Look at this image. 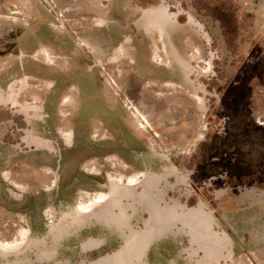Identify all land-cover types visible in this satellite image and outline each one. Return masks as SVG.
<instances>
[{
  "label": "rangeland",
  "instance_id": "rangeland-1",
  "mask_svg": "<svg viewBox=\"0 0 264 264\" xmlns=\"http://www.w3.org/2000/svg\"><path fill=\"white\" fill-rule=\"evenodd\" d=\"M178 5L211 24L212 19L224 14L227 21L232 1L0 0V72L6 68L0 73V85L8 89L11 80L23 75L38 78L46 85L42 93L24 90L15 106L0 102V246L23 243L28 233L31 238L45 237L50 242V228L64 224L68 220L66 215L74 209L82 210L97 202L100 194L107 193L110 181L129 182L131 173L144 171L149 174L148 180L144 177V210L138 209L132 217V227L141 229L142 219L152 217L151 230L159 233L160 228L168 226L171 231L158 240L159 246H151L149 263L145 257L151 238L145 234L144 254L138 262L130 248L125 250V244L110 254L115 258L113 264H210L211 258L212 264H252L250 256L236 249L227 232V258V250L220 251L218 244H214L212 231L222 229L208 203L219 193H260L259 201L246 200L245 204L242 194L239 203L234 195L232 201L236 205L231 206L230 202L220 210L237 227L246 223L250 230L264 235V151L258 147L253 131L258 114L246 102H238L240 97L236 93L239 80L234 35L238 19L231 22L229 17L226 39L213 43V50L219 49V53L209 75L202 72L206 68V54L195 61L186 60L197 76L192 75V108L181 109L174 105L193 97L181 81L178 82L188 95L178 91L167 95L166 90L175 89L172 85H164L166 90L149 86L158 81L180 80L179 73L166 66L174 64L166 61L168 55L166 58L158 50L163 61L154 57L158 30L167 31ZM124 6L137 14L120 12ZM145 17L150 19L151 33L143 27ZM99 26V30L95 28ZM147 37L152 45L144 40ZM123 46L132 53L125 62L118 61ZM45 48L55 59H42ZM180 75L184 78L183 71ZM199 84L206 93H219L220 101L201 103L206 93L199 89ZM254 86L264 87V79L251 80L249 90ZM15 90V94L20 93V89ZM254 92L256 98L261 97L257 90ZM245 99L248 101L247 96ZM162 100L167 103L161 105ZM68 102L73 108L66 111L72 115L68 126L73 139L66 142L60 127L65 123ZM258 103L256 100V106ZM35 104L39 106L40 118L15 125V119H25L20 110ZM167 104L161 109L165 117H160V108ZM259 106L264 108V102ZM251 107L254 108L252 104ZM30 132L48 139L51 147L32 146L27 141ZM243 151L248 157L237 158ZM165 167L169 171L165 172ZM79 173L94 176L96 187L101 188L83 187ZM257 177L262 182L252 185L250 181ZM142 178L141 174L134 183ZM199 204L213 217L212 223L196 214ZM105 231L101 225L82 234L72 235L69 230L46 264H76L88 257L81 247L88 236L116 238ZM251 245L264 248V240ZM162 251H168V256ZM106 252L110 249L99 255ZM27 256L34 258L33 253ZM96 261L90 264H98Z\"/></svg>",
  "mask_w": 264,
  "mask_h": 264
},
{
  "label": "flooded vegetation",
  "instance_id": "flooded-vegetation-1",
  "mask_svg": "<svg viewBox=\"0 0 264 264\" xmlns=\"http://www.w3.org/2000/svg\"><path fill=\"white\" fill-rule=\"evenodd\" d=\"M178 7H180V8L178 9V11L175 12L176 14H174L173 17L176 18V16L178 15L177 13H179V15H178L179 20L177 18V21L175 22V19L173 18L172 22L167 27H170L173 24L178 23L179 21L189 22L192 26H194V28L196 30V33L193 32V35L197 36V46L193 50V53L190 56H181L176 52L173 45L166 39V37H167L166 29H159L158 30L159 36H156L158 45L156 43L154 44V47H155L154 57H158L163 61V57H162L163 55L161 56L160 53L161 54L163 53L165 55L164 57H166V58L169 56L168 59H166V61L169 63L174 62V64H173V66H168L170 64H167L166 66L170 69L172 68V70H176L179 73V76H177L178 77L177 79H180V80H176V78H174L173 81L172 80L158 81L156 83H151L149 86L154 85V86L158 87L159 89H164L163 88L164 85H172V86H175V89H173V90L164 89V90L168 91L167 95H172V93H174L176 91H178L180 93H184L185 95H188L186 88L181 86L178 82V81H181V83L183 85L187 86L188 89L192 91L193 97L188 98V99L185 98V100H183V103L177 104L174 106L178 107V108L181 107V109L184 107L191 109L192 107H190L189 105L193 103V101H194L193 98L195 95V93H193V89L195 87L192 89V87L194 86V84L192 83V75L197 76V74L195 73L196 70H194V68L190 64L186 63V60H188L190 62V61H192L191 59H193V61H195L199 55L206 54V56H207V59H205V67L206 68L202 72L206 73V75H209V73H211L212 69H213V60L215 58V55L219 53L218 48H217L218 49L217 51L213 50V43L217 42L218 39H220V40L226 39L227 32H226L225 24H229L228 23L229 17H230L231 22L236 21V19H238L239 24H237V26H236V33L234 35L235 39H236V50H237L236 52L238 53V55H237L238 58L236 60V62L238 63L236 77L239 80V82H237V86H236L237 92L236 93H237L238 97H240V98L237 101L238 102L242 101L243 104L246 102L248 104L247 106H249V109L251 111H254L255 115L258 114V115H256L257 119L254 120L256 124H254V130L253 131L257 135L258 147L262 151H264V108L262 106L258 107V105L261 102H264V87H260V88L255 89V86H254L252 90H249L251 80H256V78L264 79V45H262V43H261L259 47L251 49L250 52L247 54V57H246L247 59L244 60V62L245 61L246 62L244 64H240L239 61L242 59V56H241L242 55V53H241L242 48L240 47V44L244 43V39L242 42V37H245V40H246L247 39L246 36H248V38H249V35L250 34L252 35V32L249 31V29H247V27L249 28V26L246 24L247 21H242L241 14L237 17V15H234V13H228L227 21H226V16L224 14V15H222L223 17H219L220 19L219 18L212 19L211 20L212 22L210 24V23H204L203 20H198L192 14V12L190 10L186 11L183 7H181V5H178ZM180 17H181V19H180ZM191 18L193 20H191ZM213 27L215 30L213 29ZM95 28L100 29V26L95 27ZM144 28H145L146 33H151L150 29H152V27L150 26V24H147L144 22ZM91 31H92V28H91ZM82 34L85 35V31ZM154 35H156V33ZM127 37H129V36H127ZM129 38H131V37H129ZM144 40H146L148 43L150 42V45H152L151 44V38L147 37V38H144ZM97 41H99V39ZM163 41H165V43ZM219 46H221L222 48H225V45L222 43H220ZM45 50H46V54H45V56H43L42 59L46 60L47 57L55 59V57L52 55L53 53L51 51L47 50L46 48H45ZM158 50L160 53L158 52ZM131 54L132 53L130 50H128V51L126 50V51L122 52V56L119 58L118 61L125 62L130 57ZM254 58H257V59L255 60ZM228 59H229V57H227V62H229ZM231 60L232 59H230V61ZM66 63H68V61H66ZM4 64H6V63H4ZM2 66H5V65H2ZM4 71H6L5 67L2 68L0 73H3ZM182 71L184 74V78H183V76L180 75L182 73ZM190 72H191V75L189 76ZM188 76H189V80H187ZM227 78H231V77L227 76ZM147 83H148V81H147ZM45 86H46L45 83H42L38 78H35V77H31L28 75L15 77L13 80H11L9 82L8 89H6L4 87V85H0V102H8V103L15 106L21 101V97L23 96L24 90L29 89L31 91L33 90V91H37L39 93H42V92H44ZM149 86H147V87H149ZM16 88L20 89V93L15 94V91H17V90H15ZM199 89L206 93V91L203 90V85L199 84ZM256 90L258 92V95H260L261 97L256 98L255 92L253 93V91H256ZM245 96H247L248 101L245 99ZM49 98H51V97H49ZM195 98H197V97L195 96ZM220 99L221 98H220L219 93L209 91L204 95L203 98L201 97V103L206 105L207 102L213 103L216 101H220ZM256 100L260 101V103H258L257 106H256ZM160 102H161V105L167 103L166 100H164V101L162 100ZM251 104L254 106V108H252V107L250 108ZM168 105L169 104L164 105L162 108H160V112L158 113V115L160 114L159 115L160 117H165V115L162 114L161 109L163 110ZM37 107H39V106H37V104H35L31 108L21 109L20 113L22 114V116L25 119L23 121H18L15 119L14 124L20 125V122H21L22 125H25L28 122H32L33 120H35V118L37 119V117H40L39 113H37V111L35 110ZM71 110H72V108L70 107V105L68 107H65V113L66 114L64 115V118H63L65 123H63V126L60 127V129H62L63 131H66V132H69L71 130L70 127L68 126V121L72 118V115L67 114V112H70ZM205 117H206V115H205ZM208 124H209V119H206V125H208ZM27 137H28L27 141H30L31 138L34 137V134L32 132H30V133H28ZM85 157L89 158L87 156H85ZM247 157H248L247 153L245 151H243V152H240L238 154L237 158L245 159ZM90 158H92V157H90ZM93 172L94 171H92V173ZM96 175H97V173L94 174V176H96ZM78 176L82 182L81 185L83 187L90 188L91 190L98 189V187L101 188L100 186L96 187L97 184H96V181L93 179L94 176H88V175L86 176L84 173H82V174L79 173ZM57 182H59V181L57 180ZM250 182H252V185H254V183L259 185L262 181H260L259 177H257L256 179L254 178ZM142 188H143V186H142ZM62 192H60L61 197H63ZM241 194H242V198L244 199L243 204H245L246 200L257 199L259 201L261 199L259 196L260 193H255V191H249V192H247V194L245 192L240 193L239 191H237L236 193H231V192L227 193L226 192L223 195H221V193H219V196L216 197L215 199H213V200L208 199V203L210 204L212 209H214V214L217 217V219L220 221L221 225L225 228V231L228 233V235L229 234L231 235V236L230 235L229 236L234 240V242L236 244V249L242 251L244 253L243 254L244 256H246V255L250 256V258L252 259V264H264V248L251 247L252 246L251 244L253 241L259 242L261 240H264V235L261 236V233L259 232V230H250L251 228L247 227L246 223L242 224V226H240V227H237L236 225L229 222V220L224 217L222 211L220 210V208L227 206L230 202H231L230 203L231 206L236 205L233 203L234 201H232L234 195L237 196V201L239 203L240 202L239 197L241 196ZM133 204L134 203H132V206H133ZM257 206L260 208V204H257ZM134 207L135 208H127L125 214L119 215V216H117V218H113L111 225H109V229L106 228L105 226L99 224L98 222H96L95 218L92 215L91 217H89L91 219V222L83 223L82 225H80V227L78 229L79 231L74 232V233L72 232V235L73 234H79V233L82 234L85 230H94V229H96L97 225H101L104 229H106L105 232H107L111 236L115 235V237H116L114 239L109 240L108 238H105V237H103V238L99 237L98 238L94 234L92 236H88L87 239L81 243L82 252L85 253V255H88V257L84 256L76 264H90V263H93L94 261H96L97 259L98 260L96 262L98 264H106L107 262L109 264H113V262L115 261V258L112 257V255L110 256L107 254H112L116 251H119L122 248L123 239H122L121 234L122 233L124 234V232H123L122 227L120 228V225H124L127 228H129V233L127 234V236H125V239H124V245L126 244L125 250H128L130 248L132 250L131 253H134V256L136 257L135 261L138 262L139 259L141 258V256L144 254V251L142 250L144 248V235L146 234L147 235L146 237L152 239V237H154L155 234H158V232L154 229L151 230V228L148 229L147 228L148 226L144 229V219H142L143 228L141 230H139L138 232H136L134 230L132 231L131 225L123 224L124 222L127 223L128 221L131 220V217L134 213L133 209L135 210L137 205ZM128 210L130 212H128ZM83 213H88V212H83ZM159 231H161L159 233H164L165 230H162L160 228ZM251 231H252V233H251ZM133 232H135V233H133ZM32 234H33V232H32ZM90 240L96 241L97 243L95 245H93L92 247H86L85 248L84 245L87 242H90ZM107 243H108V245H107ZM105 249H110V252H108V253L106 252L107 254L100 256L99 253L101 251H105ZM251 249H253V250H251ZM250 251H252L253 253H250ZM163 253L165 254V256H168V251H165ZM127 254H128V252H127ZM151 254H152V252H149L146 254L145 259L148 261V263H149V258H150ZM105 255H107V256L104 257ZM101 257H104V258H101ZM111 257H112V259H111ZM210 261L212 262V258L210 259ZM70 262H71V264H74L72 261H70ZM211 262H210V264H212Z\"/></svg>",
  "mask_w": 264,
  "mask_h": 264
},
{
  "label": "bare ground",
  "instance_id": "bare-ground-1",
  "mask_svg": "<svg viewBox=\"0 0 264 264\" xmlns=\"http://www.w3.org/2000/svg\"><path fill=\"white\" fill-rule=\"evenodd\" d=\"M144 22L147 24H150V19L146 17L144 18V21H142L143 27H144ZM129 39L131 38L127 37V40ZM121 48L123 52L126 50L127 51L130 50L128 48H124V46ZM77 97L79 98V96ZM68 104L72 108V104L70 102H68ZM35 110L37 111V113H39L38 107ZM39 118L40 117H37V119ZM60 130L66 142L72 141L73 131L70 130L69 132H66V131H63L62 129ZM28 143L32 144L35 147H44V148L51 147V143L50 141H48V139L42 136H38V135L37 136L34 135V137L31 138V140L28 141ZM44 168L48 169V167H43V169ZM141 174L143 175L142 180H140L137 183L136 182L134 183L135 179L140 177ZM130 175L131 176L128 178L129 182L118 183V182L110 181L107 185V189H108L107 193L106 194L99 193L100 194L99 200L97 202L92 203L91 206L89 207H86V208L84 207L82 210L78 208L74 209L73 213L66 215V219L68 220H65L66 222H64V224H61L57 228H54V229L53 227H51V229L49 230V234H48L50 236V242H48L45 237L43 238H40V237L33 238L32 237L31 238L28 233V236L24 240L23 243L10 244L7 246H0V258L3 261L2 264H43V263L46 264V263H50V261L52 260V258L55 256L57 252L58 243L65 237L66 233L70 229L77 228L78 226L82 225L85 222H91V219L89 217H91L92 215L95 218L96 222H98L99 224L109 229V225H111L113 218H117V216L125 214L127 208H135L134 206L137 205L136 209L135 210L133 209L134 213L132 217L135 216L138 209L143 211L144 210L143 209L144 208V176L146 177L148 175V172L144 173V171L143 172L134 171ZM139 187L141 189L137 190ZM23 188H26V187H23ZM132 203H134L133 206H132ZM83 212H88V213H83ZM132 217H131V220H132ZM131 220L128 221L127 223L124 222L123 224L131 225V230L133 231L134 228L132 227ZM150 220H152V218L144 221V228H146L147 226H148L147 227L148 229L151 228L149 225ZM142 225H143V222H142ZM121 227L124 232V234L123 233L121 234L122 239H123V244H122V247H123L125 236H127V234L129 233V228H127L124 225H120V228ZM167 227L168 226H165L162 228V230H165L164 233L169 230V228ZM141 229H137L134 231L138 232ZM151 241L152 239L149 240V244ZM96 243H97L96 241L90 240V242H87L84 245V247L85 248L92 247ZM28 253H33L34 258L30 256L28 257L27 256ZM107 255H110V254H107Z\"/></svg>",
  "mask_w": 264,
  "mask_h": 264
},
{
  "label": "crops",
  "instance_id": "crops-1",
  "mask_svg": "<svg viewBox=\"0 0 264 264\" xmlns=\"http://www.w3.org/2000/svg\"><path fill=\"white\" fill-rule=\"evenodd\" d=\"M231 1L233 6L230 5L228 7V12L234 13V15H237V17L241 14L242 21H247L246 24L249 26L247 29L252 32V35L250 34L249 38L246 36V40L245 37H242V42L244 39V43L240 44V47L242 48V59L239 62L240 64H244L246 62H244V60L247 59V54L251 49L259 47L261 43L264 45V37H262V31L264 30V0ZM144 11L148 12V10ZM120 12L129 14L130 16L137 14L136 11L133 12L128 10L126 6L121 8ZM167 28L166 39L173 45L176 52L181 56H190L197 46V36L193 35V32L196 33L194 26H192L189 22L179 21L178 23H175ZM163 42L165 43V41ZM254 59L256 60L257 58ZM220 227L224 232H226L222 225H220ZM151 244L153 246H159L158 240H152ZM178 245L181 247V240L179 241Z\"/></svg>",
  "mask_w": 264,
  "mask_h": 264
},
{
  "label": "water",
  "instance_id": "water-1",
  "mask_svg": "<svg viewBox=\"0 0 264 264\" xmlns=\"http://www.w3.org/2000/svg\"><path fill=\"white\" fill-rule=\"evenodd\" d=\"M164 170H165V172L166 171H169V169L167 167H165ZM145 178H147V180H148L149 179V174ZM202 207L203 206H201V204H199V206L196 208V214L199 215V216L204 217V219L206 220V222H211L212 223L213 222V217L210 215V213L208 211H206L205 208H202ZM149 213L152 214L151 210H150ZM79 227L80 226H78L77 228H74V229H70V230H72V232L74 233V232H77L78 231ZM169 230L171 231V228H169ZM169 230L166 231L165 233H162V234L161 233L155 234L153 240L154 241H157V240L161 239L167 232H169ZM211 236H212V239L213 240L211 238H209V237H208V239L209 240H212L214 242V244L217 243L218 244L217 245V248H219L220 251L222 250V248H225L227 250V254L225 256L227 258L229 256V252H230V250H228L229 247H230V244H229L230 241L227 239L225 232L223 230L220 231L218 229L217 230H213L212 233H211ZM206 240H207V238L204 239L203 241H206ZM222 241L224 243H218V242H222ZM152 244L150 242V244H149V246L147 248V253L150 252V249H151Z\"/></svg>",
  "mask_w": 264,
  "mask_h": 264
}]
</instances>
